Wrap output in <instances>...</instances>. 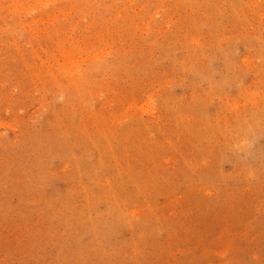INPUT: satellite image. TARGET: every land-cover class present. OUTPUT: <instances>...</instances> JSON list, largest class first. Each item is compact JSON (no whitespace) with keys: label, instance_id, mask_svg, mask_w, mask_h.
<instances>
[{"label":"rangeland","instance_id":"374dc122","mask_svg":"<svg viewBox=\"0 0 264 264\" xmlns=\"http://www.w3.org/2000/svg\"><path fill=\"white\" fill-rule=\"evenodd\" d=\"M0 264H264V0H0Z\"/></svg>","mask_w":264,"mask_h":264}]
</instances>
